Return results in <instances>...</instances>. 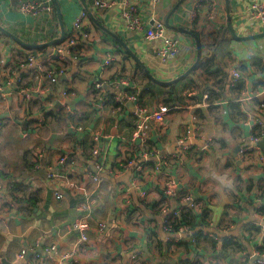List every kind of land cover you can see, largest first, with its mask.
<instances>
[{
  "label": "crops",
  "instance_id": "0c3cea01",
  "mask_svg": "<svg viewBox=\"0 0 264 264\" xmlns=\"http://www.w3.org/2000/svg\"><path fill=\"white\" fill-rule=\"evenodd\" d=\"M57 1L66 36L73 34L84 2L97 22L89 15L84 19L90 36L78 41L81 57L64 63L56 83L47 78L51 64L45 55L37 52L29 67L25 59L33 52L0 35V172L8 175L0 177V184L13 201L12 207L4 202L0 207L1 264H19L24 248L33 264H264V213L259 211L264 210V37L240 41L227 31L230 10L238 35L264 32L250 19L256 0H131L146 24L163 21L175 27L167 25L180 51L167 60L155 51L160 41L126 28L125 0H108L112 3L105 9L95 0ZM0 24L31 43L61 35L57 9L50 17L33 18L19 10L18 0H0ZM115 35L161 81L178 78L196 63L198 41L201 60L174 83L166 101L170 85L153 82ZM234 70L242 75L237 82ZM18 77L24 80L21 86L15 84ZM142 88L143 105L170 108L162 122H150L144 142L134 139L136 107L127 99ZM60 108L67 113L63 122L46 121L40 135L23 137L24 130H34L43 110ZM257 125L263 132L255 141ZM95 132L107 134L99 143L104 167L99 183L89 175L97 171ZM40 149L45 163L60 172L54 182L45 170L32 168ZM160 157L165 159L161 171L154 167ZM169 180L176 183L173 195L165 193ZM11 182L24 189L11 192ZM86 196L95 202L92 228L81 241L77 230H68L70 202L76 208ZM184 208L207 211L209 225L197 240L188 229L181 241L165 231L168 212ZM100 222L106 223L103 232ZM172 236L175 242L163 257L160 247ZM224 237L238 240L240 248L222 253L217 238ZM75 245V259L61 262L59 253ZM51 246L57 248L52 259Z\"/></svg>",
  "mask_w": 264,
  "mask_h": 264
},
{
  "label": "built area",
  "instance_id": "2783aa9c",
  "mask_svg": "<svg viewBox=\"0 0 264 264\" xmlns=\"http://www.w3.org/2000/svg\"><path fill=\"white\" fill-rule=\"evenodd\" d=\"M127 7L123 13L125 26L129 30H134L137 32H143L144 36L148 40L160 41L159 45H157L155 51L157 55L162 58L163 60H167L170 58L175 57L180 51V41L178 38L172 36L168 32V27L163 21H155L153 25L146 24L142 18L140 17L136 6L132 3L131 0H125ZM112 2L108 0H95L94 5L96 7L105 9L107 8ZM18 8L19 10L33 18H42L44 16L50 17L55 13V4L54 0H18ZM88 17V12L86 10L82 11L74 21V32L73 34H69L65 37L64 41L60 44H57L45 54V62L49 64H59V68H49L47 70V78L51 83H56L58 81L59 75L63 74L65 71L64 63L69 60L70 57L78 60L80 56V46L78 45L79 39L82 38H89V33L87 32L86 27L83 25L84 19ZM250 19L253 21V24H257L260 27H264V0H256L251 6L250 12ZM36 55L29 54L28 57L25 59L27 61V66L32 67L36 62ZM3 63V60L1 61ZM111 63L110 59L105 61V65H109ZM15 75V74H14ZM233 81L237 82L242 78L241 73L238 70H234L233 73ZM13 76V75H11ZM23 79L18 77L16 79V85L21 86L23 84ZM12 83V81L8 80V84ZM18 83V84H17ZM97 88H101V84H96ZM3 90V85H0V93ZM143 88L138 89L137 91L132 92L131 94L127 95V99H130L134 102L136 107L135 115L137 117L136 120V127L134 131V139H141L143 142L146 140L150 122H162L165 116L169 113L170 108L167 105H160L155 108H150L148 106L143 105ZM104 101V100H102ZM45 116H41L37 122L33 131L24 130L22 132L23 137L28 138L31 135H40L41 129L46 124ZM1 125V124H0ZM77 129H83L82 127H78ZM191 129L188 130V134H191ZM107 134L102 132H95L92 134V141L94 147L92 148V155L97 160L96 163V172L89 171V175L95 183L100 182V173L103 171V165L99 159L101 156V151L99 147L100 140L106 137ZM255 141L256 139L254 137ZM44 151L42 149L37 152L35 155V164L33 166V170L38 172L39 170H45L48 179L54 182L59 176L60 172L56 171L55 168L48 166L44 161ZM262 161L264 160L261 157ZM67 160V157L62 156L60 158V164H64ZM131 160V159H130ZM164 158L160 157L159 160L154 164L156 170H163L165 164ZM134 160L129 161V164H132ZM71 186L73 188H78V186L71 181ZM176 183L173 180H169L167 183L165 193L167 195H173L175 193ZM7 190V189H6ZM56 197L58 199H62L64 196L59 191H55ZM2 202L6 204L8 207L13 206V201L10 197L6 196L4 193V187L0 184V207L2 206ZM94 202L95 200L90 196H86L84 199L80 200L76 207V218L73 223L68 225L69 231L77 230L80 234V240L86 241L88 239V231L92 228L91 226V218L92 213L94 210ZM194 203L191 202L190 207L194 208ZM181 213L179 210H175L173 212H168L164 219V228L165 231L171 235L173 234V226L170 222L171 218H175L179 216ZM106 228V223L100 222L98 225V230L103 232ZM187 227L181 226L179 227V232H185ZM175 241L172 237L168 238V241ZM218 244L221 247L222 241L220 238H217ZM78 247L75 245L72 249L67 250L65 252L59 253L60 261L64 260H74L77 254ZM48 258L52 259L55 257L57 253L56 246H51L48 250ZM53 253V254H52ZM52 254V255H51ZM40 257V255H37ZM264 256V253H263ZM2 261L0 260V264ZM19 264H33L32 261L28 257V250L22 249L19 254Z\"/></svg>",
  "mask_w": 264,
  "mask_h": 264
},
{
  "label": "trees",
  "instance_id": "16d2710c",
  "mask_svg": "<svg viewBox=\"0 0 264 264\" xmlns=\"http://www.w3.org/2000/svg\"><path fill=\"white\" fill-rule=\"evenodd\" d=\"M54 14H56V9H55ZM0 35L6 37V35L1 33V32H0ZM34 42L39 43L40 41L35 40ZM50 48L51 47H49V48H38V49L26 48V49L29 51H32L34 55H37V52L45 55L46 52L48 51V49H50ZM54 67L59 68V64L57 63V64H51L50 65V68H54ZM173 86H174V84L167 87L168 89H170V91L168 92L169 96H168V99H166V101H169L171 98V93H173L174 87H175V86L174 87ZM143 90H144V92H143L142 100L144 101L146 90H145V88H143ZM164 105H166V104H164ZM43 111H44V116L46 118V121L47 122L49 121L50 123L53 121L57 122V120H58L57 123L63 122L65 120L66 114H67L66 110L64 108H60L58 111H56V110H50V111L43 110ZM262 132H263V128L260 125H257L254 128L253 136L254 137H260L262 135ZM27 150L30 151L31 149H27ZM26 153H28V151ZM34 164H35V161L32 164V168H33ZM147 164L150 165L152 163L149 162ZM0 177L6 178V177H8V175L4 171H1ZM9 185L11 187L10 188L11 192L16 191V189H24V187H22V184H20L18 182H11ZM5 193L7 194L8 190ZM259 211L264 213V210L261 211V208ZM206 212L207 211H205L202 214H195L193 209L184 208V210L181 211V214L179 216L170 219V222L173 226V231H174L173 234L179 235L181 237L180 241L183 240L182 236L185 232H180V233H178V232H179V227L185 226V227H187L188 230L194 231L192 237H194L196 240L200 236H204L205 228H206V226L209 225V217L207 216ZM213 241L216 242L215 240H213ZM173 242H175V241H168V243L165 247H163V244H162L160 249H161V254L163 257L167 256L168 250L166 248H169L171 246V244H173ZM240 244L241 243L238 240H235V238H233V237H224L223 241H222V245H221V252L228 254L230 249H239ZM182 264H189V263L185 261Z\"/></svg>",
  "mask_w": 264,
  "mask_h": 264
},
{
  "label": "water",
  "instance_id": "95a60500",
  "mask_svg": "<svg viewBox=\"0 0 264 264\" xmlns=\"http://www.w3.org/2000/svg\"><path fill=\"white\" fill-rule=\"evenodd\" d=\"M54 4L55 7L57 9V14H58V18H59V22H60V26H61V35L57 38L48 40V41H44V42H39V43H31V42H26L24 41L22 38H20L19 36H17L16 34H14L13 32L9 31L8 29H6L5 27H3L0 24V32L9 36L10 38L14 39L16 42L20 43L21 45L27 47V48H49V47H53L57 44H60L61 42L64 41L65 37H66V29H65V25L63 22V18H62V12H61V7L60 4L57 0H54ZM84 7L85 10L88 12V15L94 20V16L92 14L91 9L86 5V3L84 2ZM97 22V21H96ZM167 25L170 28H175L173 26H170L169 23L167 22ZM188 32V30H186ZM227 31L231 34V36L236 39V40H240V41H248V40H254L260 37H264V32H260V33H256L254 35H249V36H242V35H238L237 31L235 30L233 24H232V16L230 13V10L228 11V16H227ZM115 37L121 42V44L123 45V47H125V49H127V51L134 57L137 59L138 63L140 64V66L142 67V69L144 70V72L147 74V76L155 83L160 84V85H171L174 84L182 79H184L186 76H188L189 74H191L193 72V70L196 68V66L198 65L199 61L201 60V45L198 41V58L196 63H194L184 74H182L181 76H179L178 78L172 80V81H161L159 79H157L156 77H154L150 71L146 68V66L140 61V59L133 53V51L130 49V47L124 43L123 41H121V39L115 35ZM261 146L264 148V139L261 141ZM70 215H71V220L72 223L75 221L76 218V208L74 207V200L71 199L70 202ZM8 264V263H7Z\"/></svg>",
  "mask_w": 264,
  "mask_h": 264
}]
</instances>
